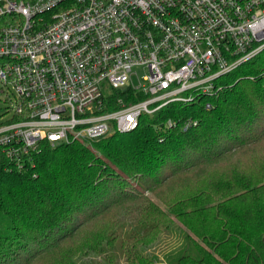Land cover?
<instances>
[{"label": "trees", "instance_id": "obj_1", "mask_svg": "<svg viewBox=\"0 0 264 264\" xmlns=\"http://www.w3.org/2000/svg\"><path fill=\"white\" fill-rule=\"evenodd\" d=\"M214 88L131 132L1 159L0 264H264V149L247 152L264 148V49ZM176 232L164 263L146 254Z\"/></svg>", "mask_w": 264, "mask_h": 264}, {"label": "built area", "instance_id": "obj_2", "mask_svg": "<svg viewBox=\"0 0 264 264\" xmlns=\"http://www.w3.org/2000/svg\"><path fill=\"white\" fill-rule=\"evenodd\" d=\"M263 49L264 0H0V164L131 132Z\"/></svg>", "mask_w": 264, "mask_h": 264}, {"label": "rangeland", "instance_id": "obj_3", "mask_svg": "<svg viewBox=\"0 0 264 264\" xmlns=\"http://www.w3.org/2000/svg\"><path fill=\"white\" fill-rule=\"evenodd\" d=\"M141 73L142 72H140V74ZM13 106H14L13 99H7L6 93L5 94L0 93V122L2 120L8 119L11 116ZM263 149L264 148L260 146H253L251 150L250 149L247 150L244 148L242 151H238L236 153V156L243 154L246 150L247 152H255V151L261 152L263 151ZM179 183L175 185L180 186ZM168 188L170 190L171 188L170 184L168 185ZM175 225L181 227L182 229V226L180 224L175 223ZM181 243H182L181 238L179 237V234L177 232L176 234L171 236L168 234H163L158 238L156 242H152L150 244L151 246L147 249L146 254L151 258L158 260L160 263H164L165 255L174 254L176 250L181 246Z\"/></svg>", "mask_w": 264, "mask_h": 264}]
</instances>
